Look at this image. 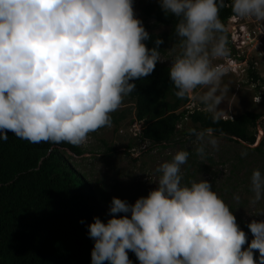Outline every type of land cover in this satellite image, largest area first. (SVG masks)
<instances>
[{
  "label": "clouds",
  "instance_id": "9594fccd",
  "mask_svg": "<svg viewBox=\"0 0 264 264\" xmlns=\"http://www.w3.org/2000/svg\"><path fill=\"white\" fill-rule=\"evenodd\" d=\"M159 3L178 18L182 51L168 71L175 95L198 101L215 123L229 89L223 84L227 69L214 61L252 44L244 31L253 19L264 22V0H232L225 28L223 0ZM150 39L135 17L134 0H0V140L12 133L32 143H86L90 133L111 126V113L136 89L132 81L154 72L163 41L148 48ZM215 133L188 129L198 155L218 147ZM189 156L181 150L163 163L146 197L133 204L113 197L107 223L93 217L87 226L94 241L91 264H132L129 251L139 264H264V220L247 225L254 237L248 243L211 183H182ZM250 190L252 205L264 200L259 169L251 174Z\"/></svg>",
  "mask_w": 264,
  "mask_h": 264
},
{
  "label": "trees",
  "instance_id": "16d2710c",
  "mask_svg": "<svg viewBox=\"0 0 264 264\" xmlns=\"http://www.w3.org/2000/svg\"><path fill=\"white\" fill-rule=\"evenodd\" d=\"M231 3L232 0H223L219 13L224 28L234 14ZM144 13L147 20L154 22L144 25L152 37L145 41L146 47H154L158 38L163 41L159 45L162 53L166 40L151 30L163 26L170 29L171 36L177 35L178 18L164 13L161 7H148ZM225 35L229 42L226 31ZM169 68L158 63L148 77L132 81L136 89L127 97L134 103L136 122L143 124V141L170 144L180 124L189 119L197 130L211 127L218 137L229 141L248 146L258 143L260 115L245 113L227 120L219 117L214 123L213 115L206 111H180L190 99L177 98ZM250 76L253 83L259 82L255 73ZM8 135L7 141L0 140V264H91L94 241L88 236L87 226L93 223V217L104 223L112 217L97 191L65 159L67 152L78 157L83 152L68 143H32L12 133ZM253 149L260 151V143ZM120 215L124 214L117 218ZM246 236L248 243L254 238ZM128 256L132 264H139L134 253L129 251Z\"/></svg>",
  "mask_w": 264,
  "mask_h": 264
},
{
  "label": "rangeland",
  "instance_id": "374dc122",
  "mask_svg": "<svg viewBox=\"0 0 264 264\" xmlns=\"http://www.w3.org/2000/svg\"><path fill=\"white\" fill-rule=\"evenodd\" d=\"M148 7H160L159 0H134L135 17L142 21L143 26L154 25L145 17L144 10ZM242 22L250 23L247 18ZM255 26L256 20L253 19L248 30ZM237 27L239 30L240 23ZM228 29L231 30L230 27ZM151 33L165 38L159 63L170 67L182 51L181 38L171 36L170 29L163 26L153 27ZM250 43L240 52H233L229 47L227 57L214 61L227 69L223 84L229 89L219 105L222 110L219 117L233 119L245 113L260 115L256 134L261 150L253 149L258 143L248 146L221 136L218 147L208 146L206 155L201 157L196 152L198 143L195 137L188 134V129L194 128L189 119L180 124L179 133L170 144L162 146L143 141L140 138L143 124L136 122L134 103L126 96L121 106L111 113V126L90 133L86 143L77 146L83 152L82 156L70 152L65 154L68 164L97 191L104 207L109 210L113 197L127 200L130 204L146 197L155 190L160 179L161 173L157 169L163 163L171 162L178 151L185 150L190 156L181 166L182 183L190 184L202 179L211 183L213 191L230 207L240 229L252 236L247 225L253 220H264V216H260L264 213V200L256 205L250 203L253 197L251 174L256 169L264 172V31L254 34ZM254 73L259 77L258 83L251 81L250 75ZM183 109L206 111L192 99L180 111ZM236 196L238 201L234 198Z\"/></svg>",
  "mask_w": 264,
  "mask_h": 264
},
{
  "label": "built area",
  "instance_id": "2783aa9c",
  "mask_svg": "<svg viewBox=\"0 0 264 264\" xmlns=\"http://www.w3.org/2000/svg\"><path fill=\"white\" fill-rule=\"evenodd\" d=\"M263 31H264V22H261V21L257 20L256 26H255V28L253 30L244 31V37L248 41H252V39H254V34H256L257 32H261L262 33Z\"/></svg>",
  "mask_w": 264,
  "mask_h": 264
}]
</instances>
